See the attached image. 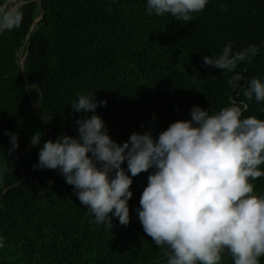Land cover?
<instances>
[{
    "label": "trees",
    "instance_id": "16d2710c",
    "mask_svg": "<svg viewBox=\"0 0 264 264\" xmlns=\"http://www.w3.org/2000/svg\"><path fill=\"white\" fill-rule=\"evenodd\" d=\"M23 1L21 25L0 34V166L7 169L0 264H165V249L136 213L150 172L133 178L131 223L113 216L111 228L95 222L57 170H34L40 149L30 139L40 133L42 147L61 135L76 137L85 113L74 114L71 104L80 93L107 101L87 115L101 116L120 144L191 119L193 106L218 111L232 98L244 100L228 84L235 73L202 58L219 55L229 41L234 51L256 44L259 54L236 72L264 79V0H210L189 23L148 15L147 0ZM245 102V116L264 119V103ZM6 130L19 134L12 155ZM253 183L264 194V177ZM223 264H232L227 254Z\"/></svg>",
    "mask_w": 264,
    "mask_h": 264
},
{
    "label": "clouds",
    "instance_id": "9594fccd",
    "mask_svg": "<svg viewBox=\"0 0 264 264\" xmlns=\"http://www.w3.org/2000/svg\"><path fill=\"white\" fill-rule=\"evenodd\" d=\"M209 3L147 0V14L189 23ZM21 23L22 13L12 0H4L0 33ZM259 52L256 44L234 51L229 41L219 55L202 58L205 66L235 73L228 84L244 100L232 98L218 111L193 106L191 119L178 120L158 134L154 129L133 133L123 144L112 139L101 116L87 115L107 101H97L91 92L78 94L71 104L74 114L85 113L76 120L78 135H61L42 147L41 134L33 135L30 144L40 149L34 170H57L95 222L111 228L113 216L123 226L131 223L133 178L150 172L136 213L144 232L165 249V264H223L225 254L232 264H261L264 194L256 192L253 181L264 177V119L244 113L245 101L264 103V79L246 80L236 72ZM5 135L12 155L20 147L19 134L6 130ZM6 171L0 166V184Z\"/></svg>",
    "mask_w": 264,
    "mask_h": 264
},
{
    "label": "water",
    "instance_id": "95a60500",
    "mask_svg": "<svg viewBox=\"0 0 264 264\" xmlns=\"http://www.w3.org/2000/svg\"><path fill=\"white\" fill-rule=\"evenodd\" d=\"M36 1H38V0H36ZM25 3H27V2H23V4H25ZM23 4H21V5H23ZM21 5H20V6H21ZM20 6H19V7H20ZM19 7H18V8H19ZM0 34H1V33H0ZM26 58H27V53H26V55H25V57L23 58V61H22V69H23V73H24V74H25V62H26ZM30 148H31V146H30ZM30 148H29V149H30ZM27 151H28V150H27ZM27 151H26V152H27ZM26 152H25V153H26ZM25 153H24V154H25Z\"/></svg>",
    "mask_w": 264,
    "mask_h": 264
},
{
    "label": "bare ground",
    "instance_id": "6f19581e",
    "mask_svg": "<svg viewBox=\"0 0 264 264\" xmlns=\"http://www.w3.org/2000/svg\"><path fill=\"white\" fill-rule=\"evenodd\" d=\"M23 2H24L23 0H12V6H14L17 9L19 5Z\"/></svg>",
    "mask_w": 264,
    "mask_h": 264
}]
</instances>
